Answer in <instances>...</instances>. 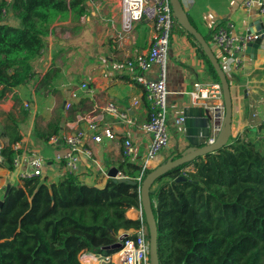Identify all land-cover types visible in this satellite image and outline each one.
Instances as JSON below:
<instances>
[{
	"label": "trees",
	"instance_id": "obj_1",
	"mask_svg": "<svg viewBox=\"0 0 264 264\" xmlns=\"http://www.w3.org/2000/svg\"><path fill=\"white\" fill-rule=\"evenodd\" d=\"M86 1L0 0V103L17 87L29 84H37L39 94L55 93L52 88L64 78L61 68L52 67L40 77L34 63L46 50L54 24L72 20L77 26L88 15ZM186 35L207 64V74L220 85L203 51ZM13 97L20 103L18 95ZM72 111L67 121L74 120L77 110ZM30 116L29 108L21 104L9 113L0 111V179L1 171H13L14 159L23 151H16L14 145L23 141L21 125ZM62 121L58 114L45 129L36 124L34 133L47 145L61 130ZM262 135L236 138L228 148L199 157L154 184L151 200L161 264H264ZM2 138L7 139L4 145ZM119 172L135 184L109 177L102 186L88 185L86 172H66L56 182L34 177L14 184L8 178L1 193L0 264H83L82 252L101 251L119 241V231L147 225L144 217L133 221L126 214L141 208L140 185L148 173L128 160ZM181 176L186 180L177 182Z\"/></svg>",
	"mask_w": 264,
	"mask_h": 264
},
{
	"label": "crops",
	"instance_id": "obj_2",
	"mask_svg": "<svg viewBox=\"0 0 264 264\" xmlns=\"http://www.w3.org/2000/svg\"><path fill=\"white\" fill-rule=\"evenodd\" d=\"M244 2L245 0H190L184 7L191 23L205 38L209 39L215 30L228 25H232L233 30L239 34L249 32L255 34L256 28L262 29L260 27L264 24V19L260 16L258 7L248 13L244 9ZM85 6L88 9V15L76 23L79 26L78 30L75 31L74 28L77 26L72 20L58 22L53 26V33L47 38L46 50L34 63L37 76L43 77L50 68L56 67L57 59H65V67L61 68L65 83L79 85L82 82H88L97 92L94 99H88L85 94H82L79 102L75 103L74 110L88 109L97 103L110 101L120 111L127 112L138 123L147 121L151 112L149 102L143 87L133 80L131 71L124 65V62L148 52L153 39L152 28L142 21L134 26L131 33L123 32L119 0H87ZM103 20L106 21L104 25H102ZM88 28L95 37L94 51L92 54L82 52L72 58L75 55L72 53L79 51L78 47L72 44L74 35ZM62 34H65V37ZM147 76L156 78L157 68L153 67ZM229 79L233 97V140L236 138L256 139L264 133L262 129L264 126V40L257 50L252 48L247 53L246 70L230 74ZM166 83L169 92L168 129L172 146L170 147L179 146L176 152L178 150L182 152L187 145L200 146L214 140L219 133L213 126V118L219 114L221 109V100H223L221 99V88L213 76L207 74V64L199 57L197 48L179 25L171 36ZM196 83L213 89V95L209 99L194 102L189 92L194 89L193 86ZM31 86L36 90L37 84H31ZM215 86H219V89ZM24 88L26 87L16 88L14 93L2 101L0 111L9 113L18 105L26 104L27 96L23 92ZM56 88H52L55 91L56 100L48 93L43 95V102L39 101L41 93L35 98L36 100H29L31 116L26 123L21 125V132L24 135L20 143L22 150L43 154L49 159L50 164H52L53 154L46 155V152L54 151L37 138L34 127L37 124L45 129L58 114L64 117V97L66 102L69 96L67 92L64 94L56 91ZM14 94L19 96L20 103L14 99ZM83 101L84 104L80 106ZM135 101L139 103L135 105ZM70 114H73V111H65V121L68 120ZM182 116L185 117V122L178 124L176 120ZM106 121L112 126L116 138L114 140L105 139L101 144H94L90 139L86 141V145L93 149L94 161H96L92 168L81 172L90 174L84 176V181L88 185L102 186L109 178L108 174L112 168L120 169L125 161L122 145L124 138L130 136L137 145V157L134 161L136 164L143 165L150 145V137L144 135L143 132L117 123L111 116H107ZM76 128L86 131L87 124L82 122ZM26 129L27 133L24 132ZM2 131L3 126L0 125V133ZM6 143L7 139H3L2 144ZM167 152L162 154L164 161L171 157L167 156ZM51 168V170L48 169L46 178L48 182H56L57 180H54L56 175L52 177V180L49 173L56 174L57 166H51ZM190 169L192 167L187 170ZM1 176H3L4 185L7 178L11 181L18 180L15 175L10 176L8 170H3ZM3 184L0 188L4 186ZM126 216L133 221L143 218L138 208H131ZM135 231L134 229L122 230L119 234L131 235ZM99 253L102 252L89 251L81 261L84 264H103L101 259L106 255L102 253L103 255L100 256ZM110 257L115 261L118 254H111Z\"/></svg>",
	"mask_w": 264,
	"mask_h": 264
},
{
	"label": "built area",
	"instance_id": "obj_3",
	"mask_svg": "<svg viewBox=\"0 0 264 264\" xmlns=\"http://www.w3.org/2000/svg\"><path fill=\"white\" fill-rule=\"evenodd\" d=\"M181 1L185 5L190 0ZM119 2L123 32L131 33L134 26L142 21L149 24L153 31L152 44L148 52L124 62V65L130 69L133 80L143 87L151 110L149 119L138 123L127 112L120 111L113 102L108 101L97 103L88 109L79 108L75 113L74 120L65 121V111H72L82 94H85L88 99H94L97 92L88 82H82L79 85L62 82L58 90L64 94L67 92L69 100L65 102L64 97L63 127L58 134L49 139L47 144L54 151L52 164L46 156L38 152L22 151L17 153L13 171H9V175H15L19 182L34 177L45 178L47 170H51V166L55 165L57 166L56 172L60 173L59 177L65 175L66 172L80 174L83 170L92 168L96 161H94L93 149L86 145V141L90 139L94 144H101L105 139L114 140L116 138L112 126L106 121L107 116L114 118L117 123L135 128L150 137V145L142 165L143 173H149L165 162L162 154L171 146L168 129L167 63L171 36L178 24L172 13L170 0H119ZM255 7H258V12L264 19V0H245L244 9L246 12L251 13ZM257 38L258 36L252 33H237L233 30L232 25L221 27L211 34L209 43L228 77L230 74L246 70L247 47ZM153 67L157 68L156 78L147 76ZM215 87L219 89V86ZM193 88L189 95L194 102L209 99L213 95V89L203 87L199 83L194 84ZM49 95L56 100L52 91ZM138 103L135 101V105ZM24 107L29 108V104H24ZM219 114L220 116L216 114L213 118V126L218 132L224 118L223 100H221ZM82 122L87 124L86 131L76 128ZM176 122L184 123L185 117L178 118ZM211 142L213 140H210ZM122 145L125 160L134 162L138 149L133 138L130 136L124 138ZM14 149L20 151L21 144L14 145ZM0 162L3 163L1 155ZM117 178H124V176L118 172ZM139 181H142V177L139 178ZM3 189L4 186L0 188V193ZM148 234V227L143 224L140 229L135 231L134 237H127L122 242V248L116 252L118 258L115 261L111 259V255H106V257H102V263L150 264ZM85 254V252L81 253V260Z\"/></svg>",
	"mask_w": 264,
	"mask_h": 264
},
{
	"label": "water",
	"instance_id": "obj_4",
	"mask_svg": "<svg viewBox=\"0 0 264 264\" xmlns=\"http://www.w3.org/2000/svg\"><path fill=\"white\" fill-rule=\"evenodd\" d=\"M170 5L174 18L177 21L179 27L188 35H190L193 40L196 41L200 49L205 54L209 63L213 67L216 75L218 76L220 82V88L222 91V98L224 104V118L222 125H220L219 133L213 142L204 145H190L189 148L184 149L182 152L179 150L170 158H168L162 165H160L155 170L149 172L140 185L141 193V214L144 217L145 222L149 231V258L150 264H161L160 253H159V234H158V224L154 213L153 204L151 200V192L154 184L165 178L169 172L183 167L185 165L192 164L197 158L204 157L208 154H214L222 149L228 148L233 142V97L231 84L229 77L223 67L221 62L217 57L215 51L213 50L211 44L206 40V38L196 29V27L191 23L187 11L185 10L184 4L181 0H170ZM264 25V24H263ZM256 28L259 31L254 33L258 38L249 43L247 47V53L250 49H258L264 40V26ZM250 33V32H249ZM220 116V114H218ZM63 124H61V128ZM119 169L112 168L109 171L108 176L113 179H117L122 182H127L129 184H135L134 180L130 178H117V173ZM186 178L181 176L176 179L177 182L185 181ZM9 186L3 195L5 197L8 194ZM3 204V199H0V206ZM128 234H120L119 241L113 246L102 248L100 252L108 253L111 251L118 252L122 248V242L128 237Z\"/></svg>",
	"mask_w": 264,
	"mask_h": 264
},
{
	"label": "rangeland",
	"instance_id": "obj_5",
	"mask_svg": "<svg viewBox=\"0 0 264 264\" xmlns=\"http://www.w3.org/2000/svg\"><path fill=\"white\" fill-rule=\"evenodd\" d=\"M105 20H103V22H102V25H104L105 24ZM55 25V24H54ZM77 28L79 29V26H77ZM77 29V30H78ZM91 29L90 28H88L87 30H84V31H82V30H80V31H78L75 35H74V38H73V40H72V44L73 45H75V46H77L78 47V49H79V51L77 52H73L72 53V55H74L72 58H75V56L77 55V54H79L80 55V53H82V52H84V53H86V54H88V52H91V54H92V52L94 51V48H95V37L93 36V34H91ZM63 35V37H65V34H62ZM75 60V59H74ZM55 65H56V67H59V68H62V69H64V67H65V59L63 60V59H61V58H59V59H57L56 60V63H55ZM65 80V78L63 79V80H61L60 81V83L61 82H65L64 81ZM20 87H26V88H24L23 89V92H24V94L27 96V98H26V101L25 102H27L28 104H29V100H31V99H33V100H36L35 98L38 96V94L39 93H37L36 92V90H34V88L29 84V85H24V86H20ZM18 88V87H17ZM9 97V96H8ZM40 102H43V100H44V97H43V94H41L40 95ZM42 105V104H41ZM46 105L44 104V107H45ZM29 131V130H28ZM24 132H26L27 133V129L26 130H24ZM262 136H264V135H262ZM209 143H210V141H209ZM261 145H263V144H261ZM264 146V145H263ZM172 147V146H171ZM170 147V150L168 151V150H166L165 152H164V154L167 152V156L169 157L170 155H171V152H173L174 150H176V148H179V146H174L173 145V148H171ZM2 172V171H1ZM47 172H48V170H47ZM56 175V178H54V180H58V178H60L59 176H60V173H56V174H53V172H50L49 173V177L52 179V177L53 176H55ZM58 176V177H57ZM3 179V178H2ZM2 179H0V181H1V183H0V185H2L3 184V180ZM8 179V178H7ZM50 179V180H51ZM9 180V179H8ZM53 180V179H52ZM9 181H11V180H9ZM11 183H14V184H18L19 183V181L18 180H14V181H11ZM4 185V184H3ZM157 185H155L154 187H156ZM1 197H2V195H1V193H0V199H1ZM121 232V231H120ZM119 232V233H120ZM135 234V233H134ZM134 234H131V235H134ZM120 236V234L117 236V237H119ZM104 254V253H103ZM102 253H99V255L101 256V255H103Z\"/></svg>",
	"mask_w": 264,
	"mask_h": 264
},
{
	"label": "bare ground",
	"instance_id": "obj_6",
	"mask_svg": "<svg viewBox=\"0 0 264 264\" xmlns=\"http://www.w3.org/2000/svg\"><path fill=\"white\" fill-rule=\"evenodd\" d=\"M83 262V261H82ZM83 264H84V262H83Z\"/></svg>",
	"mask_w": 264,
	"mask_h": 264
}]
</instances>
